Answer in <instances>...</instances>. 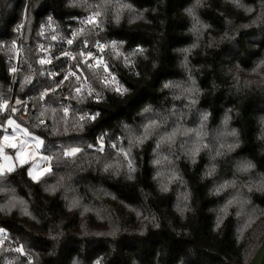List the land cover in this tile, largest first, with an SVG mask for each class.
I'll return each instance as SVG.
<instances>
[{"label": "trees", "instance_id": "trees-1", "mask_svg": "<svg viewBox=\"0 0 264 264\" xmlns=\"http://www.w3.org/2000/svg\"><path fill=\"white\" fill-rule=\"evenodd\" d=\"M99 2L89 0L93 5ZM121 2L131 5L145 19L133 18L129 23L130 13L124 10L119 23L105 20L104 30L98 34L90 33L87 39L94 42L96 39L114 38L118 42L124 41L119 45L121 50L132 51L137 45L146 49L148 61L133 56L141 73L139 77L126 73L121 66L117 68L130 91L119 96L101 88L105 97L100 103L90 99L83 102L72 99L73 112L100 113L83 132L69 128L65 135L61 127L60 135L54 137L49 134L51 119L46 121L48 129L31 127L35 123L32 102L29 105L33 111L30 118L19 114L14 118L45 140L41 152L46 155L50 154L51 142L86 146L94 143L103 132L110 136L122 134L123 124L139 126L141 109L146 106L157 112L173 106L177 112L184 110L181 101L172 99L175 89L170 91L163 85L169 81L183 82L190 71L201 93L197 97L196 109L187 115L184 124L195 127L200 113L206 111L209 114L206 122L209 135L204 142L212 151L203 150L192 163L180 149L184 138H179L171 149L163 147L160 156L167 155L174 160L184 181L183 184L169 185L167 193L160 192L158 180L166 181L168 165L166 162L153 165L154 140L133 150L136 179L131 182L98 171L95 157L99 154L94 149L80 155L74 164L57 165L52 162L53 173L43 177L40 183H33L27 177L26 165L10 174L9 179L0 180V189H4L0 191V208H3L0 227L6 230L16 246H25L33 264H95L98 260L100 264H249L264 240V191L241 189L248 203L234 202L226 213H221V207L237 193L229 188L216 195L214 189L226 180H235L239 187L264 175V140L261 139L264 70L252 71L264 59V27L259 23L241 27L251 24L264 6V0H241L252 12L236 8L228 0H203V7L194 11L202 24L209 27L202 28L200 33L193 30L195 21L185 12L195 0ZM68 3L69 0H0V42L5 41L9 45L13 40L12 26L23 18L25 20L27 65L21 78L28 74V66L31 65L35 70V87L29 85L22 91L19 84L20 98L35 96L41 87L48 85V80L39 75L41 66L36 63L35 45L41 22L51 16L65 30L74 26L72 17L87 14L84 8L69 7ZM226 18L233 22L232 25L226 26ZM226 27L236 29L229 33L235 37L232 42L221 40ZM79 38L85 39L83 36ZM210 40L216 44L207 48ZM194 42L198 47L187 54L185 67L182 63L185 54L181 50ZM8 54L7 48H0V94L10 90V80L6 75ZM153 60L155 68L152 67ZM234 77H239V81ZM247 81L252 83L246 86ZM66 94L65 88L60 89L49 102L56 107L61 96ZM226 112L230 116L227 128L222 125ZM2 120L3 115L0 114V123ZM143 122H147V117ZM232 128L239 134V146L213 160L216 146L213 136ZM224 139L231 140L230 137ZM123 145L127 146L126 140ZM114 155L112 149L106 148L103 159L110 161ZM176 156L181 158L175 159ZM244 160L255 165L251 175L236 172L238 163ZM210 162L216 164V170L213 176L207 177L204 172ZM157 171L164 172L165 176L154 180ZM61 177L62 186L57 187L55 193L44 191L49 185L55 186ZM185 191L190 194V210L181 217L177 205L183 204ZM9 196L22 199L30 215L22 214L19 208L9 212ZM74 197L80 199L79 209L68 207V202ZM85 208L89 210L84 211ZM137 212L141 215L138 216ZM249 215L252 222L245 227ZM145 216L156 219L149 222ZM218 217H222L219 227ZM3 247L9 248L8 244ZM5 257L13 264H21V261L27 264L26 257L0 249V264H4Z\"/></svg>", "mask_w": 264, "mask_h": 264}, {"label": "snow or ice", "instance_id": "snow-or-ice-1", "mask_svg": "<svg viewBox=\"0 0 264 264\" xmlns=\"http://www.w3.org/2000/svg\"><path fill=\"white\" fill-rule=\"evenodd\" d=\"M236 8H244L246 12H252L251 8L245 7L241 0H228ZM69 7H82L87 12V15L77 18L72 17V19H78L80 27L70 30V37L66 39V44L72 46L74 42L77 41L78 37H85L82 41L81 50L73 51L67 49L61 51L59 56H54L50 53L49 48H45L43 45H38L37 50L42 51L45 55L36 60V63L43 67L46 64H51L53 59H59L60 57H65L68 61H74L75 65L69 67L66 71L57 73L54 71H39V75L46 77L48 80L53 82V86H44L37 95L28 97V101L32 102V110H35V123H32L33 128H45L48 129L49 125L46 122L48 119L52 120V126L49 134L56 137L61 133V127L63 128V133L66 135L69 128L73 130H78L83 132L86 125L95 122L100 115L99 112L92 111H72L70 105H64L57 102V106L53 107L52 103L49 101L57 94V91L62 89L65 82L74 80L76 85L71 87L70 93L64 99H75L77 102H83L85 99H94L96 103H100L103 100V96L96 91L92 83L89 82L88 76L82 71V66H85L93 73L96 80L105 88L111 89L119 96H124L130 89L120 84L116 77L109 71V66L107 61L104 59V53L107 49L111 50L118 57L124 55V62L126 66L135 68L136 65L133 63L129 56L142 57L145 61H148L149 55L142 46L137 45L132 49L131 53L123 54L119 50V45H122L124 41H106L101 42L100 39H96L94 44H89L87 39L90 33L98 34L104 30L105 20L110 19L113 23H119L123 15L124 10H127L129 15V23L133 22V18L136 20H144L145 17L142 13L136 12L131 8V5L121 2V0H100L99 3L93 5L89 3V0H69ZM203 7V0H195L192 7L185 10L186 14L192 18L195 23L193 25V30L197 33L201 32L202 28H208L209 25L202 24L199 18L196 16L194 11L195 8ZM105 19L102 20L101 18ZM232 21L225 19L226 26L232 25ZM259 23L264 27V6H262L261 11L257 13L255 18L251 21V24H245L241 27L248 28L252 24ZM23 26L18 25L17 29H21ZM51 30V32H56V28L53 23V19L49 16L46 22H42L39 26L37 34L41 37L45 35L46 31ZM236 31V29L226 27L224 35L221 40H228L230 42L235 40L230 32ZM53 41L58 39V35H51ZM199 39V37H197ZM216 44L215 41H209L206 45L207 48H212ZM50 47V46H49ZM94 47L99 55H94V53L89 50ZM198 47V44L194 42L189 48L182 49L181 51L185 54V60L182 61L185 67H187V54L191 49ZM0 48H7L9 52L19 56L20 49L17 45L16 40L11 41V45H7L4 42H0ZM152 67H156V63L152 61ZM28 74H25L18 83L21 86V90L29 85H34V75L35 70L32 66H28ZM102 69V72H101ZM257 69L264 70V59H262L252 71L255 73ZM9 73L19 74L21 69L13 65L8 69ZM136 76H140L139 71L135 72ZM62 76L61 79H54L56 77ZM239 81V77H234ZM252 82L247 81L245 85H250ZM112 85H115L113 88ZM164 89L172 91V99L176 101H181L183 104V109L179 112L176 111L175 107L169 108L162 112H157L151 106H146L141 109L140 116L142 117V122L139 126H133L129 124H123L121 126L120 135H111L108 132L101 133L95 140L94 143H88L86 146L80 145H66L64 143L51 142V148L48 149L50 154L40 155L39 159L44 162V166L39 170L33 169V167H27L26 175L33 183L42 182V178L51 175L54 171L52 167V162L57 165L69 163H75L80 155L84 154L86 151L95 150L97 155L95 157L97 170L114 177H122L127 181H134L136 179V162L133 155V150L141 148L145 142L155 141V147L153 148V153L155 157L152 161L154 166H159L162 162H166L168 165L167 179L158 180V178L165 176L164 172L157 171L156 175L153 177L154 180H158L159 190L161 193L169 192V185L174 183L183 184L184 181L180 176L178 170L176 169L175 162L169 159V156H160V150L167 146L169 149L173 148L179 138H184L183 142L180 143V149L184 157L188 158L192 163H195L197 156L203 150L212 151V148L208 143L204 142V138L209 135L206 130V122L208 120V113L203 111L199 115V122L195 127H187L184 124L187 115L196 109L197 97L200 95L201 90L196 85V81L193 79L191 72L189 71L187 78L181 83L166 82L163 85ZM28 101L22 100L20 98L15 99L14 102H10L3 97H0V114L6 115L7 119L3 125L4 135L0 136V180H5L10 178V174L17 171L18 168H23L28 165L30 161L38 155L39 149L45 146V140L41 138L40 135L34 134L28 127L22 126L14 115H18L21 111L24 112L26 118H30L33 115V111L29 109ZM55 102V101H54ZM9 110L10 113L9 114ZM229 112L231 110H228ZM62 113V115H61ZM49 114H51L49 116ZM151 114V115H148ZM147 117V122H143V118ZM230 116L225 113L222 125L227 128ZM25 122H28L25 120ZM8 128H11V134L8 133ZM230 137L231 140L228 141L224 138ZM107 138V139H106ZM213 139L216 140L215 146V157H220L225 155L226 152H232L235 148L239 146V134L235 128L227 131L217 132ZM261 139L264 140V118L261 120ZM127 141V146L123 145V141ZM9 148L14 150L15 155L9 156L5 153V149ZM110 148L114 151L115 155L110 161L105 162L103 157L105 154V149ZM180 156H176L175 159H180ZM91 166V165H90ZM255 165L251 161H241L238 163L236 172L242 174H249L253 172ZM216 170V164L210 162L207 166L204 176L211 177L214 175ZM63 177L57 180L56 185H49L44 189L45 192L55 193L57 187L62 186ZM247 188L248 192L264 191V175L256 177L251 183L241 184L237 187L236 181H224L222 184L215 186L214 194L219 195L226 189H233L236 191L237 195L233 196L231 199L226 201V203L219 210L221 213H226L227 208L234 202H239L241 205L247 204L248 200L243 197L241 189ZM4 191V189H0ZM108 194V193H106ZM237 197H240L237 200ZM183 204L177 205V211L183 217L184 213L190 210L188 200L190 194L185 191L182 194ZM179 199V198H178ZM69 209L75 208L79 209L81 207L80 199L74 197L68 202ZM15 208H19L22 214L30 215L24 206V201L15 196L8 197L7 210L10 212ZM3 208H0L2 211ZM89 209L85 208L84 211ZM83 215V212L81 213ZM137 215H141L137 212ZM222 217H218L217 227H219V221ZM146 221H154L156 218L153 216L151 218L145 216ZM252 218L249 215V220L246 221L245 227L250 226ZM157 227L159 225H156ZM243 231V229H241ZM9 242L8 233L2 227H0V249L5 252H15L20 257L27 258V264H33L32 256L26 252L24 245H18L16 247L4 248L3 246ZM4 264H13L12 260L5 257ZM24 264V261H21ZM95 264H100V261H96Z\"/></svg>", "mask_w": 264, "mask_h": 264}, {"label": "built area", "instance_id": "built-area-1", "mask_svg": "<svg viewBox=\"0 0 264 264\" xmlns=\"http://www.w3.org/2000/svg\"><path fill=\"white\" fill-rule=\"evenodd\" d=\"M85 15H87V14L77 16V18L83 17ZM48 17L49 16H47L44 19L43 22H46ZM73 20H74V26H71V27H69V28L64 30V26L63 25L62 26L58 25L55 22V20L53 19V23H54V26L56 28V32H51V30H49V31L45 32V35L43 37L39 36V39L37 40L36 45H35V51H36V54H37V59H39V58H41V57H43L45 55L44 52L37 50V46L38 45H43L45 48H49L50 53L53 54L54 56H59V53L61 51H64V50H67V49H71V50L77 51V52L79 50H81L82 41L83 40L80 39L79 37L77 38V41L74 42V44L72 46L67 45L66 42H65L66 39L70 37V30L80 27L78 19H73ZM18 25H22L23 27L18 30L17 29ZM38 30H39V27H38ZM38 30H37V32H38ZM11 31L13 33V40L17 41V45L19 46L21 54L19 56H16L15 54H13L11 52H9V54H8L6 75H7V77L10 80V90L7 93L0 94V97H3L4 99L9 100L10 102H14L15 99L20 98L19 97L20 94H19V87H18L19 83H18V80L21 78V75L25 72V68H26V65H27V50H26V46L27 45L25 43V20H24V18L20 22L14 24L12 26V28H11ZM51 35H58V39L53 41L51 39ZM112 40L117 41L114 38H110V39H103V40H101V42L112 41ZM2 42L5 43V41H2ZM94 42H89V44H94ZM10 45H11V43L9 44V46ZM89 50H91L94 53V55H99V53L97 52V50L94 47L90 48ZM119 50L123 54L131 53L130 49L121 50L119 48ZM104 59L107 61L108 66H109V71L116 77V80L120 84H122L125 87L129 88L126 84H124L122 78L120 77V75L117 72V68L121 66V67L124 68L126 73H128L130 75H135V72L138 71L137 66L135 68H132L130 66H126L125 62H124V55H120V56L117 57L115 55V53L111 50V48H109V49H107L105 51ZM129 59H131L133 61V63L136 65L135 59H134L133 56H129ZM13 65H15L19 69H21L19 74L9 73L8 69L10 67H12ZM74 65H75L74 61H68L65 57H60L59 59H53L51 64H46L43 67H41V70H43V71H54V72H57V73H61L62 71H66L69 67H73L74 68ZM82 71L88 76L89 82L92 83V85L96 89V91L99 92L103 96V100H104L105 96H104V93L101 90V88H104V87L96 80V77L93 75V73H91V71H89V69L87 67L82 66ZM101 72H102V69H101ZM89 75H91V77H89ZM44 78H46V77H44ZM61 78H62V76L56 77L54 79H56L57 82H58V80L61 79ZM48 86H53V82L51 80H48ZM74 86H78V85H76L74 80L69 81V82H65V85L63 86L62 89L64 90V88H65L66 91H67V94L65 96L64 95L61 96V99L59 100L60 104L70 105L71 108H72V103H73L72 99H64V97L69 95L71 87H74ZM43 87H41V89H39L38 92L40 90H42ZM112 87L114 88L115 85H112ZM107 90L109 92L117 95L111 89H107ZM28 97H31V96L30 95H26V96H24V97H22L20 99L28 101ZM90 100L96 103V101L94 99H90ZM30 102L31 101H28V106L30 105ZM92 112H97V111H92ZM9 114H11L10 110H9ZM19 115L21 117L25 118V114H24L23 111H21L19 113ZM6 119H7V116L3 115V120L0 123V125H3L4 122L6 121ZM2 133H4V129H3V127H0V134H2ZM8 239H9V242L6 243V244H8L9 247H16L15 242H13L9 237H8Z\"/></svg>", "mask_w": 264, "mask_h": 264}, {"label": "rangeland", "instance_id": "rangeland-1", "mask_svg": "<svg viewBox=\"0 0 264 264\" xmlns=\"http://www.w3.org/2000/svg\"><path fill=\"white\" fill-rule=\"evenodd\" d=\"M136 63V62H135ZM138 69V68H137ZM8 133L11 134V128H8ZM5 133H2L0 134V136L4 135ZM5 153L9 156H14L15 155V152L14 150L12 149H9V148H6L5 149ZM40 155H46L44 153L41 152V149H39L38 151V155L37 157L34 159V161H30L29 164L27 165V167L31 166L33 167L34 171L35 170H39L40 168H42L44 166V162H42L40 159H39V156Z\"/></svg>", "mask_w": 264, "mask_h": 264}, {"label": "water", "instance_id": "water-1", "mask_svg": "<svg viewBox=\"0 0 264 264\" xmlns=\"http://www.w3.org/2000/svg\"><path fill=\"white\" fill-rule=\"evenodd\" d=\"M264 262V240L256 250L249 264H263Z\"/></svg>", "mask_w": 264, "mask_h": 264}]
</instances>
